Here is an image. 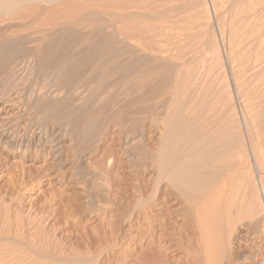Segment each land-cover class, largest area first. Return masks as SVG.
Returning <instances> with one entry per match:
<instances>
[{"label": "rangeland", "instance_id": "obj_1", "mask_svg": "<svg viewBox=\"0 0 264 264\" xmlns=\"http://www.w3.org/2000/svg\"><path fill=\"white\" fill-rule=\"evenodd\" d=\"M23 1L19 3L22 9L16 4L10 14L0 15V128L5 131L0 141V264H205L206 252L201 248L205 238L198 230L197 206L189 209L182 205L163 182L156 204L151 202L149 220L143 215V207H138L154 188L152 178L156 170L152 164L163 136L164 116L174 106L166 96L170 100L171 94H167L176 84L179 89L183 87L180 105H186L184 110V105L178 106L184 112L178 109L180 119L190 116L191 108L196 107L193 103L214 114L220 108L223 122L228 123L234 114L237 148L222 162L237 165L226 174L228 186L219 184L214 189L217 194L213 214L217 217L213 231L214 236L218 235L215 239L224 264H229L228 260L230 264L244 262L245 258L249 260L245 259L244 264H251L252 259V264H264V128L258 144L246 125L259 109L254 100L257 95L253 93L264 90V67H260L264 63V0H252L255 10H251L250 0ZM47 35H52L51 39ZM249 35L256 37L253 40ZM261 40L263 43H259ZM41 45L48 54L40 51ZM79 45L82 58L77 53ZM47 46L50 51L53 49L52 54ZM37 49L39 54L45 52L49 56L39 55ZM243 50H247L246 54ZM109 51L117 57L108 55ZM106 52L115 62L104 59L108 57ZM11 65L15 68L11 69ZM76 65L81 68L76 69ZM91 67H97L93 75H89ZM10 72H16L15 77ZM240 73L246 82L240 81ZM9 74L10 83L4 79ZM97 80L105 87L109 82L118 86L107 89L108 93L105 87L97 85ZM136 85L137 90L133 87ZM74 87H80L79 92ZM194 91L203 97L201 102L199 96L192 95ZM208 98L216 102L210 103ZM203 99L209 102L203 103ZM119 122L128 130L122 132V125L117 127ZM223 122L221 128L227 124ZM58 135L62 142L60 153L51 145L52 138ZM8 145H14L13 150ZM201 208L198 206L199 213Z\"/></svg>", "mask_w": 264, "mask_h": 264}, {"label": "bare ground", "instance_id": "obj_2", "mask_svg": "<svg viewBox=\"0 0 264 264\" xmlns=\"http://www.w3.org/2000/svg\"><path fill=\"white\" fill-rule=\"evenodd\" d=\"M26 1H29V0H26ZM51 1V0H50ZM244 1V0H243ZM250 1H252V0H250ZM250 1H249V3H250ZM256 1V0H255ZM16 2H18L17 0H0V15L2 14L3 15V13L5 14V16H7L8 14H10L11 12H10V10H12V9H14L13 7L15 6H17V5H20L19 3L20 2H24L23 0L22 1H20L19 3H16ZM39 2V1H38ZM52 2H54V0L52 1ZM245 2H247V1H245ZM258 3H259V1H257ZM241 3V2H240ZM243 3V2H242ZM253 3V1L251 2V4ZM17 4V5H16ZM24 4H27V3H24ZM29 4V3H28ZM244 4V3H243ZM258 5V4H257ZM256 5V6H257ZM262 5V4H261ZM22 6V4L20 5V7ZM245 6V5H244ZM250 6V5H249ZM259 6H260V4H259ZM246 7H247V5H246ZM258 7V6H257ZM262 7V6H261ZM16 9V8H15ZM21 9H22V7H21ZM244 9V8H243ZM247 9V8H246ZM264 9V8H263ZM263 9L261 10V11H263ZM17 10V9H16ZM245 10V9H244ZM251 10H255V8H254V4H252L251 5ZM25 11V10H24ZM242 11V10H241ZM17 12V11H16ZM20 12V11H19ZM246 11H244L243 13H245ZM246 14V13H245ZM248 14H250L249 12H248ZM247 14V15H248ZM252 14V13H251ZM250 14V15H251ZM258 14V13H257ZM256 15V14H255ZM254 16V15H253ZM252 16V17H253ZM243 17H245V16H243ZM251 17V18H252ZM258 17V16H257ZM1 18V17H0ZM244 19V18H243ZM249 19V18H248ZM256 19H258V18H256ZM86 20V19H85ZM247 20V19H246ZM259 20V19H258ZM257 20V21H258ZM95 21V20H94ZM243 21V20H242ZM81 22V21H80ZM244 22H245V20H244ZM259 22V21H258ZM257 22V23H258ZM82 23V22H81ZM87 23V22H86ZM85 23V24H86ZM89 23V22H88ZM102 24V23H101ZM250 24H251V20H250ZM249 23H248V27H249V25H250ZM88 25V24H87ZM90 25V24H89ZM255 25V24H254ZM91 26V25H90ZM95 26H96V24H95ZM79 27H80V25H79ZM83 27H84V25H83ZM86 27V26H85ZM89 27V26H88ZM247 27V26H246ZM251 27V26H250ZM258 27V26H257ZM260 27V26H259ZM102 28V27H101ZM257 29V28H256ZM260 29V28H259ZM261 30V29H260ZM249 31H250V29H249ZM252 31H255L253 28H252ZM50 32V31H49ZM58 32V31H57ZM261 32V31H260ZM50 33H52V32H50ZM61 33V32H60ZM89 33V32H88ZM101 33V32H100ZM250 33V32H249ZM256 32H252V34H255ZM259 33V32H258ZM261 33H263V32H261ZM64 34H65V32H64ZM92 34V33H91ZM248 34V33H247ZM60 35V34H59ZM66 35V34H65ZM64 35V36H65ZM75 35H77V34H75ZM80 35V34H79ZM85 35V34H84ZM88 35V34H87ZM86 35V36H87ZM258 35V34H257ZM262 35H264V33L262 34ZM48 36V35H47ZM52 36V35H51ZM50 36V37H51ZM55 35H53V37H54ZM63 36V37H64ZM67 36V35H66ZM90 36V35H89ZM250 36V35H249ZM254 36L255 35H253V36H250L249 38H251V37H253V40H254ZM49 36H48V38H50ZM56 37V36H55ZM54 37V38H55ZM62 37V38H63ZM85 37V36H84ZM93 37H94V35H93ZM245 37H246V35H245ZM256 37V36H255ZM258 37H262V36H258ZM45 38H46V36H45ZM51 39V38H50ZM58 39V38H57ZM261 39V38H260ZM56 40V39H55ZM54 40V41H55ZM64 40V39H63ZM63 40L61 41V42H63ZM80 40V39H79ZM82 40V39H81ZM84 40H85V38H84ZM87 40V39H86ZM103 40V39H102ZM242 40V39H241ZM246 40V39H245ZM263 40V39H262ZM262 40L259 42V43H263L262 42ZM38 42H39V40H37ZM41 41V40H40ZM47 41V40H46ZM49 41V40H48ZM58 41V40H57ZM65 41V40H64ZM71 41V40H70ZM89 41H90V39H89ZM89 41H87V42H89ZM94 41H95V39H94ZM93 41V42H94ZM257 41H259L258 39H257ZM264 41V40H263ZM69 42V41H68ZM92 42V41H91ZM97 42V41H96ZM120 42V41H119ZM240 42V41H239ZM246 42V41H245ZM251 42V41H250ZM250 42H249V44H250ZM34 43V42H33ZM42 43H43V41H42ZM46 43V42H45ZM49 43V42H48ZM51 43H52V41H51ZM82 43V42H81ZM80 43V44H81ZM241 43V42H240ZM242 43H243V41H242ZM248 43V42H247ZM253 43V42H252ZM256 43V42H255ZM41 44V43H40ZM47 44V43H46ZM53 44H54V42H53ZM52 44V45H53ZM62 44V43H61ZM64 44V43H63ZM77 44V43H76ZM88 44V43H87ZM90 44H92V43H90ZM109 44V43H108ZM107 44V45H108ZM245 44V43H244ZM50 45V44H49ZM52 45H50V46H52ZM57 45V44H56ZM83 45V44H82ZM89 45V44H88ZM237 45V44H236ZM242 45V44H241ZM39 46V45H38ZM42 46L43 45H41V49H40V51H42V50H44V49H42ZM45 46V45H44ZM55 46V45H54ZM75 46V45H74ZM84 46V45H83ZM90 46V45H89ZM103 46V45H102ZM245 46V45H244ZM246 46H248V45H246ZM71 48H73V46L71 45L70 46ZM79 47V49H77L78 51L80 50V47H82V46H78ZM77 46L75 47V49L76 48H78ZM87 47V46H86ZM94 47V46H93ZM99 47V46H98ZM116 47L117 46H115L114 48L116 49ZM216 47H218V46H216ZM250 47V46H249ZM260 47H262V44H261V46H259V50H260ZM38 48V47H37ZM40 48V47H39ZM51 48V47H50ZM49 48V49H50ZM60 48V47H59ZM64 48V47H63ZM105 48V47H104ZM119 48V47H118ZM122 48V47H121ZM252 48V47H251ZM48 49V46H47V50H49ZM55 49H56V47H55ZM91 49V48H90ZM96 49H98V48H96ZM100 49H102V47L101 48H99V50ZM108 49H110V48H108ZM219 49V48H218ZM235 49H237V48H235ZM238 49H241L240 47L238 48ZM237 49V50H238ZM242 49H243V47H242ZM246 49V48H245ZM257 49V48H256ZM262 49V54L261 55H263L264 54V48H261ZM32 50V49H31ZM33 50H35V49H33ZM38 51H35V52H39V49H37ZM46 50V49H45ZM44 50V51H45ZM53 50V49H52ZM51 50V51H52ZM60 50H62V48L61 49H59V51ZM69 50V49H68ZM76 50V51H77ZM83 50V49H82ZM84 50H86V49H84ZM83 50V51H84ZM236 50V51H237ZM248 50V49H247ZM247 50H245V52L247 51ZM253 50V49H252ZM259 50H257V54H258V51ZM51 51L49 50V54H52L51 53ZM57 51H58V49H57ZM57 51H55L54 50V52H53V54L55 53V52H57ZM59 51L57 52V53H59ZM74 51V50H73ZM87 51H89V49H87ZM95 51V50H94ZM97 51V50H96ZM105 51H107L106 49H105ZM118 51V50H117ZM120 51H122V50H120ZM209 51V50H208ZM215 51V50H214ZM239 51V50H238ZM249 51V50H248ZM29 52H31L30 50H29ZM34 52V53H35ZM46 53H47V51H45ZM45 52L43 53L42 52V54H41V56H43V54H44V56H46L47 54H45ZM61 52V51H60ZM64 52V51H63ZM69 52H72V50L71 51H69ZM80 52L81 51H79V52H77L78 53V56H80L81 55V58H82V54H80ZM242 52H244V50L242 51ZM244 52V53H245ZM251 52V51H250ZM254 52V51H253ZM260 52V51H259ZM33 53V52H32ZM33 53V54H34ZM62 53V52H61ZM91 53V52H90ZM109 54L108 55H113V54H110V53H114V52H108ZM116 53V52H115ZM219 53V52H218ZM238 53V52H237ZM252 53V52H251ZM28 54H30V53H28ZM39 54V53H38ZM39 54V55H40ZM56 54V53H55ZM63 54H65V53H63ZM87 54V53H86ZM85 54V55H86ZM118 54V53H117ZM124 54V53H123ZM125 54H127V53H125ZM124 54V55H125ZM240 54H241V52H240ZM246 54V53H245ZM30 55H32V54H30ZM39 55H37L36 57L38 58L39 57ZM58 55V54H57ZM57 55H55V56H57ZM102 55V54H101ZM103 55H105V54H103ZM106 55H107V52H106ZM107 55V56H108ZM115 56H116V54H114ZM114 55H113V57H114ZM242 55H243V53H242ZM252 55V54H251ZM250 55V56H251ZM255 55V54H254ZM261 55H259L260 57V60L262 59L261 58ZM40 56V57H41ZM43 56V57H44ZM47 56H49V55H47ZM54 56V55H53ZM54 56V57H55ZM59 56H61V55H59ZM64 56V55H63ZM62 56V57H63ZM77 55H75V57H76ZM119 56V55H118ZM219 56V55H218ZM238 56V55H237ZM256 57H258L257 55H255ZM43 57H41V58H43ZM52 57V56H51ZM50 57V58H51ZM68 57V56H67ZM70 57V56H69ZM86 57V56H85ZM117 57V56H116ZM126 57V56H125ZM263 57H264V55H263ZM29 58V57H28ZM28 58H27V60H28ZM30 58H31V56H30ZM29 58V59H30ZM32 58H34V57H32ZM56 58H58V57H56ZM91 58V57H90ZM110 58H111V56H110ZM119 58H121V57H119ZM127 58V57H126ZM214 58H218L219 59V57H214ZM247 58V57H246ZM252 58V57H251ZM251 58H250V60H251ZM45 59V58H44ZM47 59V58H46ZM61 59V58H60ZM63 59V58H62ZM97 59V58H96ZM103 59V58H102ZM104 59H109V56L107 57V58H104ZM103 59V60H104ZM114 59V61H112V62H115V58H113ZM241 59H243V58H241ZM26 60V61H27ZM33 60V59H32ZM35 60V59H34ZM33 60V61H34ZM64 60V62H65V60L66 59H63ZM71 60H73V58L71 59ZM76 60V59H75ZM80 60V59H79ZM102 60V61H103ZM107 60H105V62L107 63L108 61ZM118 60H120V59H117V61ZM237 60H239V64H240V59H237ZM249 60V59H248ZM256 60H258V58H256ZM262 60H264V58L262 59ZM22 61H23V59H22ZM40 61V60H39ZM43 61V60H42ZM70 61V60H69ZM68 61V62H69ZM74 61V60H73ZM72 61V62H73ZM87 61V60H86ZM89 61V60H88ZM116 61V62H117ZM129 61H131V60H129ZM247 61V60H246ZM41 62V61H40ZM44 62H46V60L44 61ZM52 62V61H51ZM56 62V61H55ZM72 62H69L70 64L72 63ZM76 62L77 63H79V65H80V62H78L77 60H76ZM93 61H91V63H92ZM104 62V61H103ZM104 62V63H105ZM111 62V59H109V63ZM112 62H111V64H112ZM120 62V61H119ZM124 62V61H123ZM123 62H121V63H123ZM132 62V61H131ZM248 62V61H247ZM253 62V61H252ZM255 62V61H254ZM20 63V62H19ZM35 63V62H34ZM37 63H38V61H37ZM47 63V62H46ZM45 63V64H46ZM53 64H56V63H54V61L52 62ZM59 63V62H58ZM65 63H67V62H65ZM63 64L62 63V65L64 66H66V64ZM68 63V64H69ZM76 63V64H77ZM84 63H86V62H84ZM103 63V64H104ZM126 63H127V61H126ZM242 63V62H241ZM244 63V62H243ZM241 64V66L243 65L244 66V64ZM256 63H260V61L259 62H257L256 61ZM28 64V63H27ZM60 64H61V60H60ZM74 64V63H73ZM88 64V63H87ZM86 64V65H87ZM89 64H90V62H89ZM93 64V63H92ZM92 64H90V66L92 65ZM102 64V65H103ZM110 64V65H111ZM115 64V63H114ZM124 64V63H123ZM249 64H251V63H249ZM260 64H264L263 62L262 63H260ZM12 65H13V63H12ZM11 65V66H12ZM34 65V64H33ZM37 65V64H36ZM59 65V64H58ZM62 65L61 66H58V67H62ZM78 65V64H77ZM77 65H76V69H79V68H81V67H78L77 68ZM94 65V64H93ZM97 65V64H96ZM106 65V64H105ZM104 65V66H105ZM108 65V67H109V64H107ZM106 65V66H107ZM120 65V64H119ZM128 65H129V62H128ZM131 65V64H130ZM256 65V64H255ZM259 65V64H258ZM257 65V66H258ZM262 65H260V67H264V66H262ZM15 66V65H14ZM14 66H12V68L11 69H13V67ZM48 66V65H47ZM64 66V67H65ZM84 66V65H83ZM106 66L104 67V68H106ZM111 66H113V65H111ZM239 66V68H240V65H238ZM242 66V67H243ZM251 66V65H250ZM41 67H42V65H41ZM72 67V66H71ZM123 67V66H122ZM124 67H125V65H124ZM130 67V66H129ZM245 67V66H244ZM244 67H243V69H244ZM15 68V67H14ZM68 68H69V66H68ZM74 68V67H73ZM104 68H102V69H104ZM110 68V67H109ZM214 68V67H213ZM258 68V67H257ZM261 68V69H262ZM10 69V68H9ZM65 69V68H64ZM70 69V68H69ZM68 69V70H69ZM91 69H92V67H91ZM94 69V68H93ZM93 69L89 72L90 74L89 75H93L92 74V71H93ZM95 69H97V67L95 68ZM94 69V70H95ZM117 69V68H116ZM115 69V70H116ZM120 69V68H119ZM129 69V68H128ZM245 69H246V67H245ZM248 69H250V71H251V69H253V68H248ZM255 69V68H254ZM260 69V70H261ZM7 70H8V68H7ZM58 70H60V69H58ZM67 70V69H66ZM65 70V71H66ZM81 70V69H80ZM84 69H82V71H83ZM87 70V69H86ZM90 70V69H89ZM106 70V69H105ZM122 70V69H121ZM213 70V69H212ZM259 70V69H258ZM10 71V70H9ZM14 71V70H13ZM50 71V70H49ZM62 71V70H61ZM60 71V72H61ZM71 71V70H70ZM88 71V70H87ZM248 71V70H247ZM255 71V70H254ZM257 71V70H256ZM46 72V71H45ZM64 72V71H63ZM84 72V71H83ZM83 72H81V73H83ZM104 72V71H103ZM107 72V71H106ZM108 72H109V70H108ZM116 72V71H115ZM239 72V71H238ZM241 72V71H240ZM264 72V71H263ZM11 73V72H10ZM13 73V72H12ZM11 73V75L12 76H14V75H16V72H15V74L13 75ZM48 73V72H47ZM56 73V72H55ZM65 73H67V72H65ZM73 73V72H72ZM95 73H96V71H95ZM105 73V72H104ZM113 73V72H112ZM119 73V72H118ZM135 73V72H134ZM257 73H259L258 71H257ZM5 74H7V73H5ZM50 74V73H49ZM69 74V73H68ZM87 74H88V72H87ZM103 74V73H102ZM108 74V73H107ZM131 74V73H130ZM140 74V73H139ZM243 73H240L239 75L241 76L240 78H241V80L240 81H242V82H246L245 80L246 79H244L243 78V75H242ZM246 74H248V73H246ZM245 74V75H246ZM250 74H252V73H250ZM261 74V73H260ZM264 73H262V75H263ZM8 75V74H7ZM10 74H9V78L7 77V80H6V78H4L5 79V81L6 82H8V79H11L12 78V76H11ZM45 75H47V74H45ZM51 75H52V71H51ZM58 75H60V74H58ZM67 75V74H66ZM73 75H75V74H73ZM80 75V74H79ZM97 75V74H96ZM106 75V74H105ZM109 75V74H108ZM107 75V76H108ZM112 75V74H111ZM115 75V74H114ZM257 74H255V76H256ZM261 75V76H262ZM10 76H11V78H10ZM48 76V75H47ZM57 76V75H56ZM70 76V75H69ZM85 76V78H86V74L84 75ZM88 76V75H87ZM133 76V78L135 77L134 75H132ZM138 76V75H137ZM140 76H142V74L140 75ZM139 76V78H141ZM144 76V75H143ZM259 76V75H258ZM15 77V76H14ZM60 77H61V75H60ZM63 77V76H62ZM73 77V76H72ZM92 77V76H91ZM95 77V76H94ZM105 76H103V78H104ZM118 77H120V76H118ZM239 77V76H238ZM245 77V76H244ZM50 78V77H49ZM56 78V77H55ZM69 79H70V77H68ZM80 78V77H79ZM79 78H77V79H79ZM90 78V77H89ZM132 78V77H131ZM130 78V79H131ZM245 78H247V77H245ZM260 78V76L258 77V79ZM262 78V77H261ZM264 78V77H263ZM16 79H17V76H16ZM66 79V78H65ZM68 79V80H69ZM91 79H93L94 80V78H90V80ZM97 79V78H96ZM106 79V78H105ZM104 79V80H105ZM127 79V78H126ZM138 79V78H137ZM178 79V78H177ZM182 79V78H181ZM244 79V80H243ZM249 79V78H248ZM251 79H252V77H251ZM14 80H15V78H14ZM61 80H63V79H61ZM67 80V79H66ZM71 80H73V79H71ZM74 80H75V78H74ZM85 80H87V79H85ZM85 80H84V83H85ZM106 80H108V79H106ZM121 80H123V79H121ZM131 80H133V79H131ZM139 80V79H138ZM256 80V79H255ZM260 80V79H259ZM263 80V79H262ZM12 81V80H11ZM20 81V80H19ZM80 81H81V84L83 83V80H81L80 79ZM79 81V82H80ZM92 81V80H91ZM98 81V80H97ZM109 81V80H108ZM120 81V80H119ZM141 81H143V79L141 78ZM140 81V83L137 81V83H139V84H141L142 82ZM144 81H145V79H144ZM187 81V80H186ZM248 81V80H247ZM13 82V81H12ZM14 82H18V81H14ZM58 82V81H57ZM62 82V81H61ZM71 82V81H70ZM125 82V81H124ZM127 82V81H126ZM125 82V83H126ZM146 82V81H145ZM180 82V81H179ZM248 82H250V80L248 81ZM262 82V85H263V81H261ZM8 83H10V82H8ZM54 83V82H53ZM56 83V82H55ZM67 83V82H66ZM65 83V84H66ZM75 84H76V81L74 82ZM88 82H86L85 84H87ZM110 83V82H109ZM108 83V87H105V85L103 86V82L102 81H98L97 82V85L98 86H103V87H105V89L107 90H109V89H112V88H115V87H117L118 85H116V83H110L109 84ZM125 83H124V85H125ZM132 83V82H131ZM144 83V82H143ZM181 83V82H180ZM179 83V85H181ZM62 84V83H61ZM71 84V86H72V83H70ZM89 84V83H88ZM88 84H87V86H88ZM127 84V83H126ZM134 84V83H133ZM136 84V83H135ZM184 84V83H183ZM201 84V83H200ZM251 84V83H250ZM253 84H254V82H253ZM260 84V82L258 83V85ZM80 85V84H79ZM84 85V84H83ZM116 85V86H115ZM121 85H122V83H121ZM132 84H130V86H131ZM144 85V84H143ZM256 85V84H255ZM255 85H254V87H255ZM61 86V85H60ZM75 86V85H74ZM115 86V87H114ZM141 86V85H140ZM163 86V85H162ZM175 86V85H174ZM186 86V85H185ZM184 86V88H186ZM244 87L245 86H248V85H243ZM250 86V85H249ZM248 86V87H249ZM264 86V85H263ZM84 87V86H83ZM134 88L136 87V90H137V85L136 86H133ZM173 87V86H172ZM253 87V88H254ZM257 87H259V86H257ZM256 87V88H257ZM70 88V87H69ZM68 87L66 88V89H69ZM82 88V87H81ZM90 88V87H89ZM89 88H87V89H89ZM139 88H141V87H139ZM160 88V87H159ZM164 88V87H163ZM182 89H183V87H181ZM180 88V89H181ZM253 88H252V90H253ZM73 89V88H72ZM74 89L76 90V88L74 87ZM73 89V90H74ZM78 89V88H77ZM83 89V88H82ZM118 89H119V87H118ZM121 89H123V88H121ZM133 89V88H132ZM131 89V90H132ZM179 89V86H178V84H176V86L174 87V88H172V91H171V93H169L170 92V90H169V92H168V94H167V92H166V94L167 95H169V94H171V98H170V100H169V96H166V95H164V97L166 96V97H168V102H171L172 104H174V106H172V108H171V111H166L167 113H166V115L164 116V119H163V121H164V131L162 132V139L159 141L160 143L158 144V150L155 148V150H157V153H156V151H155V155H156V160H153V166H154V168H155V170H156V173H155V176L152 178V183L154 184V185H152L154 188H153V190H152V193H151V195H150V197H147V198H142L141 200H140V202H139V204H138V207H143V215L145 216V219L146 220H149V218H150V211H151V209H152V207H153V205L151 204V202H154L153 204H156L155 203V200H156V198H157V194H158V192H159V188H160V186H161V184L163 183V182H165L166 183V185L172 190V194H174L176 197H177V200L182 204V205H185V206H187V208H189V209H191V207L193 208V207H195L196 208V206H197V209H195V212H196V222H198V227H199V229L198 230H200L201 231V235H203L202 236V239H204L205 238V240L204 241H201V248H203L204 249V252H206V255H203L204 257H205V264H224L225 262L223 261V257H222V255L220 256V253H221V250L220 251H218L221 247H220V245L218 244V241L215 239V237L216 236H218V235H216V236H214V232L215 231H213V230H215L214 229V226L216 225V221H215V219H216V217L217 216H215L214 214H213V209H214V202H215V200H216V194H217V192H215L214 193V189L216 188V187H218V185L219 184H221L222 186H224V183H225V181H227L226 180V178L228 177V176H226V174L228 173V172H230V171H232V170H234L235 168H233L234 167V165H237V164H234L233 162H232V164H231V161H230V163H225V164H223V158H227L226 156H228L229 155V153H231V152H233V150H234V148H235V146H237L236 144H237V137H238V133H237V124H236V121H235V118H234V114H233V116L231 115V117H230V120L228 121V123L227 122H223V120H224V113L223 114H221V111H220V108H217V104H215V105H217L216 106V108H212V110L213 109H216V111L218 110V113L216 112L215 114L214 113H210L209 111L207 112V109H205L204 110V108H207V107H204L202 110H201V108L203 107V106H201V108L198 106L197 107V104H195L194 105V103H193V106L195 107H197V109L199 110V108H200V110L198 111V110H196L195 108H191V110H190V116L188 117V116H184L185 118H186V120H184V118H183V120L182 119H180V118H182L181 116V112L179 111L180 110V108L182 107L183 108V110H184V107L186 106V105H184V104H181V105H184V106H181L180 105V98H181V93H182V89L180 90ZM264 89V88H263ZM60 90V89H59ZM78 90H80V87H79V89ZM78 90H76L77 92H79ZM86 90V89H85ZM99 89H97V91H98ZM107 90V91H108ZM130 90V89H129ZM128 90V91H129ZM191 90V89H190ZM76 91H75V93H76ZM82 91V90H81ZM105 91V90H104ZM103 91V92H104ZM113 91H114V89H113ZM119 91V90H118ZM127 91V90H126ZM134 91H135V89H134ZM142 91V90H141ZM181 91V92H180ZM189 91V90H188ZM201 91V90H200ZM255 91V90H254ZM257 91H258V89H257ZM261 91V90H260ZM259 91V95L257 94V93H253V94H256L257 96H255L256 98H254V100H255V102H257V104H258V111H257V109H256V111L257 112H255L256 113V115L253 113V112H251V114L253 113V115H252V117H250V120L249 121H247V122H249L248 124H246V125H248L247 127L248 128H250V130H251V132H252V134L254 133V135H252V138L258 143V144H260V139H261V137L263 138V135L260 133L262 130V128H264V90H262L261 92ZM62 92V91H61ZM60 92V93H61ZM83 92H86V91H84L83 90ZM82 92V93H83ZM89 92V91H88ZM92 92V91H91ZM106 92V91H105ZM104 92V93H105ZM124 92V91H123ZM122 92V93H123ZM137 91H135L134 93H136ZM138 92H140V90H138ZM192 92H193V90H192ZM195 92L196 91H194V93H192V95L194 94V96H199V95H196L195 94ZM208 92V91H207ZM214 92V91H213ZM81 93V94H82ZM108 93H109V91H108ZM126 93H128V92H126ZM129 93H131V92H129ZM143 93V92H142ZM209 93V92H208ZM207 93V94H208ZM211 93H212V91H211ZM261 93V94H260ZM85 94V93H84ZM112 94V93H111ZM157 94V93H156ZM188 94V93H187ZM198 94H200L199 92H198ZM206 94V93H205ZM216 94V93H215ZM72 95H74V94H72ZM71 95V96H72ZM79 95V94H78ZM91 95V94H90ZM101 95V94H100ZM104 95V94H103ZM106 95H107V93H106ZM109 95V94H108ZM107 95V96H108ZM184 95V94H183ZM182 95V96H183ZM191 95V97H194V96H192ZM211 95V94H210ZM217 95V94H216ZM262 95V96H261ZM76 96V95H75ZM74 96V97H75ZM84 95L82 94V97H83ZM92 96V95H91ZM91 96H90V98H91ZM94 96H95V94H94ZM97 96V95H96ZM95 96V97H96ZM134 96V95H133ZM145 96H146V94H145ZM187 96H189V98H190V95H187ZM208 96H209V94H208ZM104 97V96H103ZM163 97V96H162ZM196 97V98H197ZM200 97V96H199ZM202 97V96H201ZM201 97H200V101L199 102H201ZM210 97V96H209ZM240 97V96H239ZM77 98V97H76ZM79 99H80V97H78ZM89 98V99H90ZM100 98V97H99ZM102 98V97H101ZM123 98H124V96H123ZM186 99H188L187 97H185ZM195 98V97H194ZM195 98V99H196ZM203 98V97H202ZM204 98H206V96H204ZM214 98V97H213ZM250 98V97H249ZM72 99V98H71ZM70 99V100H71ZM120 99H121V97H120ZM155 99V98H154ZM166 100H167V98H165ZM191 99V98H190ZM194 99V100H195ZM212 99V98H211ZM244 99H246V98H244L243 97V100ZM253 99V98H252ZM82 100V99H81ZM85 100H88V99H85ZM183 100H184V98H183ZM182 100V101H183ZM189 100V99H188ZM188 100H186V103L188 102ZM193 100V99H192ZM199 100V99H198ZM197 99H196V101H198ZM208 100H209V98H208ZM213 100V99H212ZM212 100H209L210 101V103H211V101ZM240 100H242V98L240 99ZM247 100V99H246ZM251 100V99H250ZM138 101V100H137ZM203 101H205V99H203L202 100V102ZM209 101H205V102H209ZM213 101H215L216 102V100H213ZM212 101V102H213ZM225 101V100H224ZM227 101V100H226ZM253 101V100H252ZM88 102H90V101H88ZM121 102V101H120ZM119 102V103H120ZM167 102V103H168ZM215 102H213V104L215 103ZM76 103V102H75ZM92 103V102H91ZM115 103V102H114ZM139 102H137V104H138ZM165 103V102H164ZM183 103V102H182ZM184 103H185V100H184ZM189 103V102H188ZM187 103V104H188ZM191 103V106H192V102H190ZM204 103V102H203ZM203 103H201L202 105H206V104H203ZM250 103H251V101H250ZM249 103V104H250ZM73 104V103H72ZM166 104V103H165ZM178 104V105H177ZM199 105H200V103H198ZM213 104H211L212 106H213ZM220 104V103H219ZM244 104V103H243ZM242 104V105H243ZM256 104V105H257ZM11 105V104H10ZM74 105V104H73ZM123 105H124V103H123ZM181 106L180 108L178 107V106ZM190 105V104H189ZM207 105H209V104H207ZM221 105V104H220ZM219 105V106H220ZM248 105V104H247ZM253 105V104H252ZM255 105V104H254ZM256 105H255V107H256ZM169 105H166V107H168ZM227 106V105H226ZM250 106V105H249ZM209 107V106H208ZM224 107V106H223ZM246 107V106H245ZM251 107V106H250ZM63 108V107H62ZM85 108V107H84ZM83 108V109H84ZM106 108V107H105ZM161 108H163V107H161ZM182 108H181V111H182V113H184L183 112V110H182ZM210 108H211V106H210ZM234 108V107H233ZM179 109V110H178ZM187 111H189V109L190 108H188L187 107ZM209 109V108H208ZM226 109V108H225ZM229 109V108H228ZM255 109V108H254ZM160 110V109H159ZM168 110H170V109H168ZM210 110V109H209ZM211 110V111H212ZM221 110H223V108L221 109ZM245 110H247V109H245ZM249 110V109H248ZM251 110V109H250ZM249 110V111H250ZM252 110H253V108H252ZM228 111V110H227ZM230 111V110H229ZM45 112V111H44ZM77 112H79V111H77ZM185 112H186V109H185ZM213 112V111H212ZM223 112H224V110H223ZM233 112V111H232ZM236 112V111H235ZM69 113H70V111H69ZM72 113V112H71ZM83 113V112H82ZM230 113V112H229ZM247 113V112H246ZM47 114V113H46ZM50 114V113H49ZM76 115H78V113L76 114ZM185 115H187V114H185ZM229 115V114H228ZM12 116V115H11ZM48 116V115H47ZM47 116H46V118H47ZM84 116V115H83ZM180 116V117H179ZM230 116V115H229ZM244 116H245V114H244ZM72 117V116H71ZM75 117V116H74ZM187 117H188V119H187ZM246 117H247V115H246ZM4 118V117H3ZM44 118V117H43ZM51 118V117H50ZM68 118H70V117H68ZM76 118V117H75ZM75 118H73V119H75ZM78 118V117H77ZM159 118L161 119V117L159 116ZM179 120H178V119ZM228 118V117H227ZM237 118V117H236ZM248 119H249V117H247ZM58 118H56V120H57ZM1 120V119H0ZM55 120V119H54ZM67 120V119H66ZM81 120V119H80ZM79 120V121H80ZM47 121V120H46ZM52 121H53V119H52ZM61 121V120H60ZM76 121V120H75ZM158 121H160V120H158ZM6 122V121H5ZM56 122V121H55ZM58 122V121H57ZM82 122V121H81ZM161 122V121H160ZM222 122L223 123H227L226 125L225 124H223L224 126H223V128H221L222 126H221V124H222ZM240 122V121H239ZM238 122V123H239ZM2 123V122H1ZM45 123V122H44ZM43 123V124H44ZM61 123V122H60ZM59 123V124H60ZM71 123H74V122H71ZM119 123H121V122H119ZM123 123V122H122ZM122 123L121 124H118V126L117 127H121V125H122ZM62 124V123H61ZM79 124V123H78ZM124 124V123H123ZM129 124V123H128ZM1 125V124H0ZM69 125V124H68ZM71 125V124H70ZM69 125V126H70ZM91 126V125H90ZM64 127V126H63ZM124 126L122 125V132H124L123 130H125L126 129V131L128 130L127 129V126H126V128L124 129L123 128ZM238 127H240V125L238 126ZM65 128H67V127H65ZM82 128V127H81ZM211 128H213L212 130H211ZM62 129V128H61ZM68 129V128H67ZM241 129V128H240ZM5 130V129H4ZM10 130V129H9ZM250 130H248V131H250ZM263 132V131H262ZM11 133V132H10ZM47 134V133H46ZM133 134H135V133H133ZM131 135V134H130ZM262 135V136H261ZM4 137H5V131H3L1 128H0V141L1 140H3L4 139ZM51 137V136H50ZM126 137V136H125ZM241 137V136H240ZM130 138H131V136H130ZM134 138V137H133ZM74 139V138H73ZM126 139V138H125ZM127 140V139H126ZM136 139H134V141H135ZM142 140V139H141ZM262 141H264V139H261ZM63 141V140H62ZM133 141V142H134ZM143 141H144V139H143ZM49 142V141H48ZM123 142H124V140H123ZM126 142V141H125ZM132 142V143H133ZM136 142V141H135ZM137 142H140V141H137ZM142 142V141H141ZM140 142V143H141ZM242 142V141H241ZM130 143H131V141H130ZM129 143V144H130ZM125 144V143H124ZM128 144V145H129ZM138 144V143H137ZM51 145H52V148L53 149H55L54 151L55 152H57V153H60V151H61V148H62V142L59 140V135L58 136H56V137H53L52 138V141H51ZM136 145V144H135ZM140 145V144H139ZM14 145H8V148H11L12 149V147H13ZM125 146H127V144L125 145ZM239 146V145H238ZM129 147H131V145L129 146ZM153 147V146H152ZM124 148V147H123ZM237 148V147H236ZM236 148H235V150H236ZM240 148V147H239ZM256 148V147H255ZM257 148H260V147H258L257 146ZM125 149V148H124ZM13 150V149H12ZM37 150V149H36ZM151 150H153V149H151ZM239 151V150H238ZM260 151V150H259ZM129 152V151H128ZM235 152V151H234ZM261 152V151H260ZM259 152V153H260ZM236 154H237V152H235ZM234 153V154H235ZM240 153V152H239ZM238 153V154H239ZM125 154H127V153H125ZM154 154V153H153ZM233 154V153H232ZM260 154H262V153H260ZM262 155H264V153L262 154ZM135 155H132V157H134ZM130 157V156H129ZM255 158V157H254ZM131 160V159H130ZM256 160V159H255ZM240 161V160H239ZM228 162V161H227ZM236 163H238L237 162V160H236ZM231 167L233 168L232 170H231ZM236 168H237V166H236ZM236 172V171H235ZM235 174H237V173H235ZM232 178V177H231ZM230 181V180H229ZM231 182H232V179H231ZM225 186L227 187L228 185H227V183H225ZM230 188V187H229ZM143 191V190H142ZM215 191H216V189H215ZM142 195H144V193L142 192ZM172 197V196H171ZM164 202H167V201H164ZM208 204H210L211 205V207H212V209L210 208H208L207 207V205ZM181 205V206H182ZM202 206V212L201 213H199V210H198V206ZM162 206V205H161ZM209 206V205H208ZM184 209V208H183ZM200 209V210H201ZM209 209V210H208ZM248 209H249V207H248ZM184 214H185V212H184ZM180 215V214H179ZM188 215V214H187ZM150 222V221H149ZM189 222H191V221H189ZM186 223V222H185ZM187 224V223H186ZM192 224H193V222H192ZM189 225V224H188ZM228 225V224H227ZM250 226V225H249ZM222 232V231H221ZM225 232V231H224ZM199 233V232H198ZM222 234V233H221ZM255 235V234H254ZM253 235V236H254ZM225 236V235H224ZM218 238H220V236L218 237ZM253 238V237H252ZM201 239V240H202ZM223 239V238H222ZM221 242V241H220ZM112 245V244H111ZM182 245H183V243H182ZM222 246V245H221ZM256 247V246H255ZM183 248V247H182ZM223 249V248H222ZM259 250V249H258ZM202 252H203V250H202ZM252 252V251H251ZM259 253H260V251H259ZM189 254V253H188ZM203 254V253H202ZM217 254H218V256H217ZM221 254H223V253H221ZM252 254V253H251ZM262 254V253H261ZM194 255V254H193ZM192 256V255H191ZM189 257V256H188ZM189 259V258H188ZM193 259V258H192ZM246 259V261L247 260H249V259H247V258H245ZM245 259H243L244 260V262H246L245 261ZM255 259H257V256L255 257ZM162 260V259H161ZM253 260V259H252ZM252 260L249 262V263H251L252 264ZM229 261V260H228ZM228 261H226L227 263H229L230 264V262H228ZM254 261V260H253ZM187 262H188V260H187ZM224 262V263H223ZM242 262V261H241ZM240 262V263H241ZM244 262H242L243 264H244ZM240 263H233V264H240ZM241 263V264H242ZM189 264V263H188ZM191 264H192V262H191ZM245 264H248V263H245ZM253 264H254V262H253ZM258 264V263H257Z\"/></svg>", "mask_w": 264, "mask_h": 264}]
</instances>
